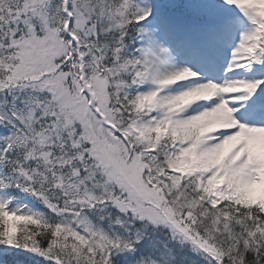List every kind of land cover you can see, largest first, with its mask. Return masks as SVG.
Here are the masks:
<instances>
[{
	"label": "snow or ice",
	"instance_id": "1",
	"mask_svg": "<svg viewBox=\"0 0 264 264\" xmlns=\"http://www.w3.org/2000/svg\"><path fill=\"white\" fill-rule=\"evenodd\" d=\"M0 264H264V0H0Z\"/></svg>",
	"mask_w": 264,
	"mask_h": 264
}]
</instances>
